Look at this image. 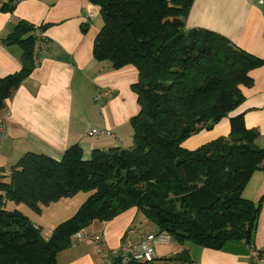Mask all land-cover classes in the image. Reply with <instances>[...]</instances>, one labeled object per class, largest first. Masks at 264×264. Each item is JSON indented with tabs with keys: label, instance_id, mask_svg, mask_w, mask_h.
I'll return each mask as SVG.
<instances>
[{
	"label": "trees",
	"instance_id": "trees-1",
	"mask_svg": "<svg viewBox=\"0 0 264 264\" xmlns=\"http://www.w3.org/2000/svg\"><path fill=\"white\" fill-rule=\"evenodd\" d=\"M90 1L100 6L103 18L94 42L96 58L139 71L133 144L95 149L87 159L79 144L69 146L61 160L24 153L10 180L0 181V264H57L76 232L132 208L183 246L222 248L230 240L250 241L260 204L244 198L243 191L255 171L264 172V147L256 144L259 131L247 127L244 114H230L245 99L242 88L254 85L250 72L263 59L217 31L187 29L194 0ZM33 28L20 22L5 39L24 46L27 66L0 77V110L34 66ZM228 116V135L194 149L184 145ZM81 191L90 194L48 238L29 216L8 207V202L25 203L40 213L42 205ZM188 260L184 247L144 264Z\"/></svg>",
	"mask_w": 264,
	"mask_h": 264
},
{
	"label": "crops",
	"instance_id": "crops-1",
	"mask_svg": "<svg viewBox=\"0 0 264 264\" xmlns=\"http://www.w3.org/2000/svg\"><path fill=\"white\" fill-rule=\"evenodd\" d=\"M6 3L12 9H7ZM20 22L34 27V66L0 110V117L8 123L7 135H0V181L10 180L12 166L28 151L61 160L69 146L79 144L87 159L95 149L122 147L121 131L140 110L132 92L139 71L132 64L117 68L108 59L96 58L94 42L103 25L100 6L90 0H0V77L21 73L27 66L24 46L5 41ZM185 25L187 29L217 31L263 59L262 65L250 72L254 85L242 88L245 99L230 116L244 114L247 127L259 131L256 144L264 147V0H194ZM230 116L211 129L218 133L212 139L230 133ZM93 129L99 133L90 135ZM205 132L208 130L195 135ZM185 145L194 149L192 144ZM243 197L260 204L250 241L230 240L222 248L188 245L187 263L250 264L249 245L264 246L263 171L253 173ZM8 207L22 210L13 202H8ZM135 215L136 210L129 209L112 220L98 221L85 232H103L106 248H115L126 232L143 235ZM71 247L58 254L57 264L96 263L90 237ZM184 247L157 258L180 253Z\"/></svg>",
	"mask_w": 264,
	"mask_h": 264
},
{
	"label": "rangeland",
	"instance_id": "rangeland-1",
	"mask_svg": "<svg viewBox=\"0 0 264 264\" xmlns=\"http://www.w3.org/2000/svg\"><path fill=\"white\" fill-rule=\"evenodd\" d=\"M132 92L134 94V101L136 104L139 103L137 101L138 97V90L136 87L132 89ZM129 101H131V98H129ZM140 106V104H138ZM140 108V107H139ZM139 111V110H137ZM137 111L135 113H137ZM134 113V115H135ZM125 128L121 131L120 143L123 146L122 147H129L133 144V137H134V129L131 125V122L128 121L124 125ZM216 129L214 130H208V132L201 133L199 135H192L187 141L186 144H192V148L198 147L205 141H210L212 138H214L217 135ZM202 141V142H200ZM185 145V144H184ZM186 146V145H185ZM188 147V146H186ZM90 192L87 191H81L79 192L75 197H70L68 199H63V201L53 202L49 205H42L41 206V212H37L35 209L30 207L29 205L25 203H20L21 211L27 216H29L30 219L35 221L40 227H41V234L43 237L48 238L52 235L53 229L63 222L64 220L72 217L77 210L79 209L80 205L83 201L86 200V198L89 196ZM85 199V200H84ZM66 202H69V205L66 204ZM135 220L138 225H140L144 231L143 235L147 232H155L157 229L154 227V225L146 220L145 216L141 212L136 211ZM98 221H94L93 224H91L88 229L92 230L95 228ZM88 232V231H87ZM130 233V232H129ZM87 234V233H86ZM131 234V233H130ZM194 246L195 244L191 242H187L185 244L186 246ZM76 246V245H75ZM181 244L178 243L176 240L172 239V241L167 244H158L155 247V251L158 256L161 257V255H167L170 253L171 250L174 248L180 247ZM73 248V247H70ZM61 256V255H60Z\"/></svg>",
	"mask_w": 264,
	"mask_h": 264
},
{
	"label": "built area",
	"instance_id": "built-area-1",
	"mask_svg": "<svg viewBox=\"0 0 264 264\" xmlns=\"http://www.w3.org/2000/svg\"><path fill=\"white\" fill-rule=\"evenodd\" d=\"M100 97L101 94L97 96V99ZM7 131V120L0 117V135H7ZM98 133L99 130L93 129L89 134ZM87 236L90 237L96 248L98 258L95 264H144L153 262L157 258L155 247L158 244L167 245L172 241V236L162 231L146 232L140 237L127 233L117 247L107 249L105 246L106 238L103 233L86 234L84 231H78L72 236V245L83 242ZM249 257L250 264H264V246L257 248L250 244Z\"/></svg>",
	"mask_w": 264,
	"mask_h": 264
}]
</instances>
